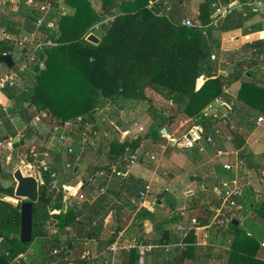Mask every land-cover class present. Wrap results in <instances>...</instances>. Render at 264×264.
I'll list each match as a JSON object with an SVG mask.
<instances>
[{
    "label": "crops",
    "instance_id": "obj_1",
    "mask_svg": "<svg viewBox=\"0 0 264 264\" xmlns=\"http://www.w3.org/2000/svg\"><path fill=\"white\" fill-rule=\"evenodd\" d=\"M215 1L211 0L209 4L211 13L209 20L205 24H202L199 18L203 0H159L157 2H161V13H164L175 24L182 25V19L187 17L193 19L196 23H201L202 26L204 25L203 31H206L207 26L213 25L217 16H219L216 13L217 7L214 4ZM222 1L224 2L225 0ZM151 2L152 0L148 5L150 9ZM232 2L233 0L228 2V10L236 5L242 8L246 4L253 6L254 9L256 8V12L240 28L228 31L213 30V36L220 42L219 47L214 49H219L220 53L223 54L231 49L235 52L236 48H239L240 55H237V60L246 59L253 50L248 47V44L254 39H264V0H262L261 4H252L249 1L240 0L238 4L231 6ZM54 11H50L47 14L48 16L46 15V27H42L44 31L47 28H49L48 31L50 30V32L55 31L56 18L51 16ZM0 16H2L0 18V49L3 46L11 47L13 49V53L11 54L12 56H16L19 63V66L16 68L17 62L14 60L15 64L10 68L0 60V79L15 73L13 75L14 84L6 85L3 89H0V127H4L7 124L6 132L9 130L15 133L9 137H16L24 129L30 133V129L27 127L29 122L25 120L21 113L20 105L26 108L28 112L34 109V106L30 105L27 101L24 104L17 103L16 97H20L25 91L24 87L22 89L18 84L17 75L31 67L33 70L38 50L35 52L33 60H29V58L34 51V45L28 47V45L23 44L20 55L16 53L22 45L20 44L21 41L30 42V37L28 36L33 34L35 39V32H37V29L36 31H28L25 34L26 36L20 37L22 35L21 30L24 29V17L33 20L36 25L40 15H38L36 9L23 2L16 4L7 2L6 5H0ZM223 17H220L217 22ZM218 31L221 33V37L217 35ZM212 54H214V50ZM211 55L210 60L218 72L229 74L232 71L233 63L230 66V61L227 57V60L222 59L225 57L218 59L215 55V58L211 59ZM25 62H28L27 66L23 70H20ZM262 67L264 66L262 65ZM32 70L31 74L34 73V70ZM202 75L199 78L204 77L203 79L205 80V73ZM242 79H252L258 84L264 85V72L256 69L252 75L245 73L241 79L225 87L223 93L218 98L227 103L230 108L229 111L224 108V111H221L223 113V118L221 119L224 124L221 121L213 125L215 128H221L226 125V120L230 121L229 129H227V125L224 129L225 136H222L221 140L223 144L222 148L218 147L214 140L212 142L207 140V137L210 135L196 134L194 130H198V127L192 126L196 118H182L180 116L181 111L176 106L174 107L175 104H171L170 99L152 88L146 89L147 99L145 100L129 98L117 102H102L98 105L94 112L93 121H97V119L100 121L99 112L102 108L108 107L110 103L117 106L118 109L115 116L119 125L117 127L119 134L110 139L109 132L107 133V131L99 129L102 135L101 139H98L97 142L99 141L102 146L98 145V142V147L95 150L88 152L86 151L88 146L85 149L77 145L76 141L81 140L83 137L79 128L75 129L70 135L62 127L63 123H59V126L56 128L54 127L55 130L50 127V132L54 131L55 134L58 132V135L61 132L71 137L72 145L76 152L73 158V164H75L74 172L72 175L70 174L71 176H65L61 171L64 170L63 165L65 166L64 161H67L68 154L65 153L63 147L54 149L56 151L55 159L59 160L62 164L59 166L60 163L56 161L59 173V185L64 190L62 197L63 204L65 205L64 209L71 206L73 200H77L80 192L92 193L98 191L100 187H105L106 189V194L101 197L99 203L101 206L99 208L102 211L106 207L107 211L104 213L102 220L99 219V214L96 215V220H100L99 224L96 225V232L93 235L84 234L80 238L82 257L86 253H93V256L99 259V261L107 258L109 255V245L106 246V243L114 235L115 231L118 230V233H122L120 237L122 243L135 244L137 243L135 241L141 238V241L153 245V250L145 256L143 264H246V259H242L245 255L239 254L240 257L237 259L231 253V251L235 253L236 248L242 245L243 241H241L240 237H237L235 242L234 232L228 226V221L230 219L238 220L239 224L235 225L239 228L242 227L243 234L253 236L256 229L252 230L242 225V221L250 214L257 219L258 224L262 226L264 232V218L254 208L261 198V194L264 193V112L238 99L237 92L241 86ZM9 92L14 97H10L11 94ZM212 104L219 107L217 103ZM157 105H161L160 110L157 108ZM210 106L206 107V110ZM169 109L171 110V114L176 112L178 117L171 123L167 122L168 124L162 130V133H160L164 141H161L159 144L153 143L150 145V138L145 139L143 144L149 147L148 150L145 152L142 149L136 151V157L125 170L127 178L129 175H132L141 180L144 186H148L145 189L147 195L145 201L141 205H133L130 202V198L133 195L129 194L125 188L126 185L123 184V178L106 172L103 168L110 160L109 149L111 140L114 137L124 140L137 139V137L144 136L152 128L153 121L150 119V117H153L152 113H158L162 118V115L168 117L170 113H167V110ZM141 110L144 111V119L149 117L151 122L150 124L148 123V129L144 132L137 131L135 127L136 121H132L133 119L130 118L140 116ZM7 114H9V118L6 117ZM259 116H263L262 121H258ZM127 118H129L128 121L132 122L127 121L130 124L128 126L124 125L123 121H121V119L127 120ZM43 121H46L53 127V124L49 122V118ZM96 123L98 121L94 124L95 128L98 125L101 126L100 122L98 125ZM231 125H234L235 128L232 129ZM16 145L20 144L17 142ZM218 150H222V153H219ZM224 154L227 157L235 156V163L231 164L229 162L232 167L234 165V171L226 172L231 182L236 185L235 187H240L243 183L250 185V189H245L241 186L243 193L237 199L236 205L233 206L226 200V188L222 184L218 186L216 180L218 174H220V165L217 163L219 161H216V156ZM237 159L238 162H236ZM240 160L244 161L242 165L238 164ZM224 164L223 168H225ZM3 170L5 171L4 168ZM260 171L262 176L260 175ZM41 181L43 182V180ZM152 187H154V190L149 191ZM171 190H173L174 194L171 193ZM184 193L187 194L186 197L183 196ZM204 196L207 198H204V202H202ZM121 199H125L126 205H124ZM206 203L207 206H205ZM53 212H58V209H54ZM192 218L198 220L195 230L178 228L181 222H189ZM163 230L167 231L165 236L162 232ZM191 230L194 231L192 238L186 239ZM51 232L56 234L62 242L68 241L74 235V229L70 225H67L64 230L54 225ZM256 241L257 246L254 248L253 258L264 263V245H262L264 233L258 239L256 238ZM40 247H42L40 242L34 252L29 247L27 251L13 259L11 264H20V261L23 264H70L74 262L73 259L79 249V247L68 246L69 257L62 258V251L51 247L49 243L47 244V252H41ZM187 248H191V252L185 259H182L181 251ZM55 250L57 251L54 252ZM127 251V249H123L119 252L115 264H122L123 253ZM239 251L242 252V250ZM49 254L53 255V259L45 260L43 256Z\"/></svg>",
    "mask_w": 264,
    "mask_h": 264
},
{
    "label": "trees",
    "instance_id": "obj_2",
    "mask_svg": "<svg viewBox=\"0 0 264 264\" xmlns=\"http://www.w3.org/2000/svg\"><path fill=\"white\" fill-rule=\"evenodd\" d=\"M49 1L56 8L51 16L56 18L58 28L43 39L45 41L49 38L53 44L44 45L38 50L33 65V84L20 97H16L18 104L27 101L34 106L33 112H28L20 105V111L27 122L32 115L43 109L49 115V122L55 126L60 121H75L81 116L79 129L82 132L87 123L93 122L94 112L100 103L129 98L145 100L146 89L152 88L170 99L171 104H175L174 107L181 111L182 118H196L192 124L198 127V130H194L196 134L212 135L217 146L222 148L224 129L226 125L229 129L230 121L226 120V125L215 128L213 123L218 119L207 117L206 107L217 103L224 88L241 79L245 73L252 75L256 69L264 72V67L261 68L264 66V39L252 40L248 47L253 50L248 58L236 60L232 71L225 74L218 72L210 60L214 48L220 45L219 40L213 36V30L228 31L242 27L255 14L256 8L246 4L242 8L239 5L233 6L222 19L208 25L206 31H203L202 24L209 20L211 13V0H207L206 6L201 7L199 18L202 24L196 23L191 27L175 24L161 13V2H155L150 9L148 5L151 0H100L99 10L90 0H62L71 11L61 10L59 0ZM111 16L112 19L104 22ZM90 31L101 37L98 43L86 40ZM3 53H13V49L3 46L0 54ZM203 73L206 79L202 83L200 81L199 85V77ZM237 97L264 112V85L252 79H242ZM152 115L156 122L153 121L152 128L144 136L124 140L114 137L111 140L109 158L112 162L124 165L128 160L131 162L132 156L136 157V151H147L149 147L143 144L145 139L150 138V145L164 141L160 133L168 124L167 121L171 123L178 117L176 112L163 118L154 112ZM74 157L75 154H71L72 162ZM103 168L108 171L109 163ZM6 176L0 163V264H11L13 259L28 250L34 240H38L42 247L49 243L51 247L60 249L62 258L69 257V248L66 246L79 247L73 264H99L98 259L87 260L82 257L80 238L84 234L93 235L96 232V225L107 211L99 208L101 197L106 193L90 205L85 201L77 208L69 206L64 209L63 190L51 189L48 185L49 177L45 175L39 185L38 199L33 204L32 241L22 242L20 210L16 204L4 199V196H12L15 189V183L3 185ZM125 177L122 180L129 194L138 196L145 189L141 180L132 175ZM256 204L255 210L264 218V193ZM54 209H58V212H53ZM98 214L100 220L97 221L95 217ZM51 223L61 230L70 225L74 229V236L62 242L51 232ZM228 226L234 232V240L240 237L243 241L235 253L231 251L233 257L238 259L239 254H242L245 255L242 259H246V264H264L253 258L257 246L254 235H244V232L240 234V228L232 219L228 221ZM162 232L164 236L167 234L166 230ZM193 232L189 231L186 239H191ZM117 233L118 230L106 246L115 240ZM139 241L141 238L135 242ZM190 252L191 248L182 250L181 258L185 259ZM123 255L122 264H139L136 246H132ZM43 257L45 260L53 259L52 254ZM20 264L23 262L20 261Z\"/></svg>",
    "mask_w": 264,
    "mask_h": 264
},
{
    "label": "rangeland",
    "instance_id": "obj_3",
    "mask_svg": "<svg viewBox=\"0 0 264 264\" xmlns=\"http://www.w3.org/2000/svg\"><path fill=\"white\" fill-rule=\"evenodd\" d=\"M43 1L44 2H50L49 0H43ZM90 1L93 4V6L99 10V8H100L99 7L100 6V0H90ZM59 2H60V5L62 6L61 10H63V11L64 10H66V11H71L72 10V9L68 8L65 5V3L62 2V0H59ZM206 2H207V0H203V3L201 4V7H203V5L206 6ZM50 7L51 8L49 10V13H50V11L51 12L54 11V10L56 11L55 7L54 8L52 6H50ZM29 14L31 15L30 12H29ZM23 21H24V27H23L24 29L21 30L22 31V35L20 36L21 38L23 36H26L25 34H27L28 31L29 32L36 31V29H37V32L35 34V39H34V35L33 34H32L33 36L32 35L28 36V37H30V39H29L30 42H24V41L22 42L21 41L20 44H22V45L18 49V52L16 53L17 55H20V50L23 47V44L28 45V47L29 46L32 47L33 45H36V43L39 42L38 40H40V39L44 40L43 37H48V35L50 33V30L47 31L49 28H47V30H45V31L42 28L44 26L46 27L47 20H45V21L43 20V22L45 24H43L42 26H39V29L36 27V25L34 24L33 20L24 17ZM57 28H58V25H57V20H56V25L54 26V30L56 31ZM38 30H40V31H38ZM217 35L219 37H221V33L219 31L217 32ZM26 43H28V44H26ZM41 48H39L38 50H40ZM238 50H239V48H236V50L234 52L231 49V50L226 51V52H224L222 54V53H220L219 49H214V55H216L218 57V59L219 58L221 59L222 57H225V58H222V59L227 60L226 59V57H227L228 60L230 61L229 65L231 66L232 63L234 64V62H236V60L238 58L237 55L238 54L240 55V52ZM230 55H232V56H230ZM36 56H37V54H36ZM13 58L17 62L16 66H15L17 68L19 66V63H18L15 55L13 56ZM211 59H213V57ZM30 69L32 70V67ZM30 69L28 68V69H26V71H24V72L22 71V73H19V72H18L19 74L17 73L18 74L17 75V82L22 87V89L24 87V90L29 89L30 86H32V84H33V78H34L35 72L32 70L34 73L31 74V70ZM202 76H204V75H202ZM203 78L204 77L199 78L198 84H200V81L202 83V81L204 80ZM24 103L25 102H23V104ZM150 108H152V107H150ZM157 108L160 110L161 109V105H157ZM219 108H220V111H224V109L221 106H219ZM117 109H118L117 106H114L112 103H110L108 105V107H104V109L102 108V110L99 112L100 121H99V119H97L98 123H96L97 125L101 123V126L98 125L96 128L92 126V123H95L97 121H93L91 123L86 124L85 127H84V133L85 134L83 135L81 140L76 141L77 145L78 146H83L84 148L88 146V148L87 149L85 148V149H86V151L89 152V151L95 150L98 147V145L102 146V144L99 141H98L99 144L97 142L98 139H101L102 132H100V130L101 131H103V130L107 131V133L109 132V138L110 139L113 136L119 134V131H118V128H117L119 125H118V122L116 121V116H115ZM153 109H154V107H153ZM143 110H144V108H143ZM143 110H141V112L139 114L140 116H138V117H136V116L135 117H130V118L133 119L132 121H134V120L136 121V123H135L136 130L140 131V132H144V131H146L148 129V125L151 123L150 119H151V121L155 120V119H153V117L152 118L150 117V119H149V117L144 119V117H143L144 111ZM170 112H171L170 109L167 110V113H170ZM156 114L158 115V113H156ZM162 116L164 117L165 115H162ZM128 119L129 118H127V120L121 119V121H123L124 125L128 126V125H130V124H128V122H130V121H128ZM146 119H149V120H146ZM221 121H222L221 118H219L217 120V122H221ZM155 122H156V120H155ZM130 123H132V122H130ZM222 124H224L223 121H222ZM213 125H215V124L213 123ZM58 126L53 125V127H52L46 121H42L41 124H39V126L37 128V132H36V141L39 144H44L48 148L52 149V151L54 153V158H55V153H56V151H54V149H58V146L56 145V143H57L56 140L58 139V136L61 134V132H59V135H58V132L56 134H55L54 131H53L54 133L50 132V127L55 130V128L58 127ZM62 126H64V125L62 124ZM6 127H8L7 124H5L4 127L3 126L0 127V163L3 166V168L5 169V172L7 173L6 178L3 180V185L7 186V185H10L12 183H15V186H16V181H15V179L13 177V172L18 167H20L22 169L24 174L32 173V174H34V176L38 180H40V181L43 180V178H44L43 174L39 170H37V168L35 169L34 166L32 168H29V166L27 165V161H26V158H25V154L27 152V149H26L25 146L22 147L20 145H14V149H12V150H10L7 147V140H8L7 138L9 136H12L15 133H13V131L10 132L9 130L6 132V130H5ZM93 130L96 131V135L93 134V132H92ZM109 138H107V139H109ZM89 146H91V147H89ZM74 154H76V153H74ZM234 157L235 156L227 157L226 154L216 156V161H219L217 163H219V165H220V167H219L220 174H218V177L216 179L217 182H218V186H220L222 184L224 186V188H226V190H228V191L233 190L236 185H234L231 182V180L228 178L226 172L227 171L228 172H233L235 168H234V165H233V167L231 169H226V168H223V164L226 163V162H228V163L230 162L231 164L235 163V160H234L235 158ZM56 161L57 160L55 159V162ZM67 161H69L71 163V165L69 167L66 165ZM67 161H64V163H65V166L63 165L64 170L61 171L63 173V175H65V176L73 174V172H74L73 169H74V165H75L71 161V154H68ZM57 162L60 163L59 166L62 165L59 160ZM236 162H238V159L236 160ZM110 163H112V160H109V164ZM255 173H256V171H255ZM260 175L262 176L261 171H260ZM260 175H258V176L261 178ZM241 186L243 188H245V189H250V185H248L247 183H243ZM152 188L149 189V191H153L154 187H152ZM104 189H105V187H104ZM98 191H99V189H98ZM105 193L106 192H103V194H101V195H104ZM171 193L174 194L173 190H171ZM183 196L186 197L187 194L184 193ZM146 197H147V195H146ZM204 198H207V197L204 196L202 198V202H204ZM4 199H6V200L9 199L8 201H11L14 204H16L19 201V198H14L13 196H4ZM121 201L124 203V205H126L125 199H123V200L121 199ZM72 203L73 204L71 206L75 207V208L79 207V205H80V204L77 203V200H73ZM205 206H207V203L205 204ZM247 207H249V206H247ZM105 209H106V207H105ZM258 223L259 222H257V219L254 218V216H251L250 214L247 215L246 218L242 221V225H244L245 228L248 227V228H250L252 230L256 229L253 234H254L255 238H257V239L259 238V236L261 234L264 233L262 226L259 225ZM53 227H54V225H53V223H51L49 228L52 230ZM242 231H243V229H242V227H240V229H239L240 234H242L241 233ZM68 238H70V237H68ZM36 241L38 242V240H34L32 242L33 244L30 245V247L33 249V252L36 251V248H37L38 243H39V242L37 243ZM66 248H67V246H66ZM42 249H44V252H47V249H48L47 245H45L43 247H40L41 251H42ZM95 254H98V253H95ZM90 255H93V253H90ZM94 259H96V258H94ZM70 264H72V263H70Z\"/></svg>",
    "mask_w": 264,
    "mask_h": 264
},
{
    "label": "built area",
    "instance_id": "obj_4",
    "mask_svg": "<svg viewBox=\"0 0 264 264\" xmlns=\"http://www.w3.org/2000/svg\"><path fill=\"white\" fill-rule=\"evenodd\" d=\"M157 1H159V0H152L150 6L152 7V5ZM245 1H247V2L249 1L251 3H258V4L262 3V0H245ZM7 2H11L14 4L23 2L24 4L36 9L38 11V15H40V17L37 19V22H36V25H37L36 27L38 29H39V26H42L43 24H45L43 22V20L45 21L46 15L49 13V9L51 8L50 6H52L50 2H44L42 0H5V1H0V5H6ZM214 4L217 7L216 13L219 15V16H217L216 20L214 21V24H216L217 20L220 17L225 16V14L227 13L229 3L223 2L222 0H216ZM112 18H113V16L108 17L107 19L104 20V22H107L108 20H110ZM181 24L183 26L191 27V26H195L196 22L191 18L185 17L182 19ZM47 44H53V41L48 38L45 41L40 40L38 43H36V45H34V51L31 55V57L29 58V60H33L35 52L39 48H41L43 45H47ZM211 56L213 58H215L214 54H212ZM27 64H28V62H25L23 64V66L20 68V70H23L27 66ZM13 75H15V73L9 74V75L4 76L0 79V89H3L6 85H13L14 84V80H13L14 76ZM48 116H49L48 113L43 109L37 111L33 115L32 119L29 121V124L27 126L30 129V133L25 131V129H24V130L20 131L16 137L7 138L8 139L7 140V147L10 150L14 149V145H16V141L20 144V146H22V147L25 146L27 149V152L25 154V158H26L27 165L29 166V168H32L34 166L35 169L37 168V170H39L43 174V177H45V175H47L49 177L48 185L50 186V188L59 191L61 189V187L59 185V180H58L59 173H58V170L56 167L57 163L55 162L54 153H53L52 149L48 148L44 144H39L36 141L37 128H38L39 124H41V122L44 119L48 118ZM6 117L9 118V114H7ZM81 120H82V117L78 116L77 120H75V121L68 120V121L62 122L64 125L62 127H65V130L71 135V133H73L75 131V129L79 128V124H80ZM262 120H263V116H259L258 121H262ZM89 123H91V122H89ZM94 124L95 123H92L93 127H94ZM231 128L234 129L235 126L231 125ZM92 132L94 135H96L95 130H93ZM82 134L83 135L85 134L84 130H82ZM207 140L209 142L213 141L211 136H208ZM56 142H57L56 145L59 148H61V147L64 148L65 153H67V154L76 153L75 148L72 145L71 137H68L64 133H61L58 136V139L56 140ZM80 147L83 148V146H80ZM218 152L222 153V150H218ZM134 158H135V156H132L131 161ZM124 159L126 160V157ZM128 161H126L124 165L118 164L116 162H112L109 164V170L106 172H110L111 174H113L117 177L123 178L126 175L125 170L130 163ZM243 163H244V161L240 160L238 164L242 165ZM66 165L69 167L71 165V163L69 161H67ZM224 167L229 169L232 167V165L230 163H226V164H224ZM263 173H264V171H263ZM43 181H44V179H43ZM147 188H148V186H145V189H147ZM145 189L140 191L138 196H132L130 198V202L133 205H141L145 201V199H146V190ZM103 192H106L104 187H100L99 191L92 192V193L80 192L77 196V203L80 205L82 202H85V201H88L89 203H93L99 199V197L101 196V194H103ZM242 193H243V191H242L241 187H235L231 191H228V190L225 191V197H226V200L229 201V203L231 205H236L237 199L242 195ZM197 225H198V220L196 218H192L191 220H189V222L188 221L181 222L178 225V228L179 229H188V230L194 229L195 230V227ZM121 236H122V233L119 232L117 237L115 238V240L108 247L109 248L108 249V251H109L108 257L103 258L100 261L98 259L99 264H115V260L118 259L119 252L123 249L128 250L132 246L137 247V251H138V255H139V264H143L145 261V256L153 250V245L145 243L143 241H139L135 244L122 243V241L120 239ZM262 245H264V242H262ZM56 251L57 250H55L54 252H56ZM84 257L87 260H92L95 258V256L90 255L89 253H86L84 255Z\"/></svg>",
    "mask_w": 264,
    "mask_h": 264
},
{
    "label": "water",
    "instance_id": "obj_5",
    "mask_svg": "<svg viewBox=\"0 0 264 264\" xmlns=\"http://www.w3.org/2000/svg\"><path fill=\"white\" fill-rule=\"evenodd\" d=\"M239 2L240 0H235L231 3V6ZM86 40L92 43H98L101 37L96 32L90 31L86 35ZM0 60L10 68L15 64L11 53L0 54ZM217 104L227 111L230 110L228 104L220 99L217 100ZM205 115L212 119L223 118V113L217 106H211L205 111ZM59 123L62 124V121ZM13 177L16 181V186L12 196L19 198L16 205L20 210V240L22 242H31L33 236V204L38 199L39 185L42 181H39L32 174H24L20 167L14 170ZM232 222L239 224V221L236 219H233Z\"/></svg>",
    "mask_w": 264,
    "mask_h": 264
}]
</instances>
